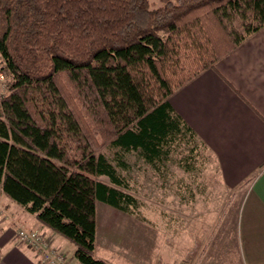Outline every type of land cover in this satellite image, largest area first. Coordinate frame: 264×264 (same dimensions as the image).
Here are the masks:
<instances>
[{"label": "trees", "instance_id": "obj_1", "mask_svg": "<svg viewBox=\"0 0 264 264\" xmlns=\"http://www.w3.org/2000/svg\"><path fill=\"white\" fill-rule=\"evenodd\" d=\"M263 27L264 0H0V193L77 264H110L97 202L138 207L132 154L160 171L184 143L192 166L196 135L169 96Z\"/></svg>", "mask_w": 264, "mask_h": 264}, {"label": "crops", "instance_id": "obj_2", "mask_svg": "<svg viewBox=\"0 0 264 264\" xmlns=\"http://www.w3.org/2000/svg\"><path fill=\"white\" fill-rule=\"evenodd\" d=\"M168 101L185 127L195 133L199 147L194 160H189L192 166L187 162L190 147L183 143L158 172L168 171L176 164L193 173L203 153L215 161L224 185L236 190L202 264H264V27L220 59L214 68L200 72L178 88ZM104 207L116 209L97 202L96 253L98 220ZM21 226L42 231L78 263L74 243L1 192L2 264H44L39 251L18 239L16 228Z\"/></svg>", "mask_w": 264, "mask_h": 264}, {"label": "rangeland", "instance_id": "obj_3", "mask_svg": "<svg viewBox=\"0 0 264 264\" xmlns=\"http://www.w3.org/2000/svg\"><path fill=\"white\" fill-rule=\"evenodd\" d=\"M5 91L0 73V95ZM195 164L193 173L176 164L160 173L132 154L131 169L124 171L130 184L126 192L135 196L138 207L100 210L96 255L110 264H202L236 190L224 185L211 155L201 153ZM98 179L109 183L105 176Z\"/></svg>", "mask_w": 264, "mask_h": 264}, {"label": "built area", "instance_id": "obj_4", "mask_svg": "<svg viewBox=\"0 0 264 264\" xmlns=\"http://www.w3.org/2000/svg\"><path fill=\"white\" fill-rule=\"evenodd\" d=\"M18 236L22 242L41 253L45 264H77L66 251L54 246L39 230L22 227L18 230Z\"/></svg>", "mask_w": 264, "mask_h": 264}]
</instances>
